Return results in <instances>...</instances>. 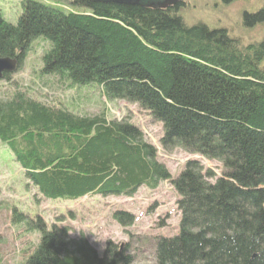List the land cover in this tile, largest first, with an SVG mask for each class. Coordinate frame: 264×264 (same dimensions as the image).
I'll list each match as a JSON object with an SVG mask.
<instances>
[{"label": "trees", "instance_id": "obj_1", "mask_svg": "<svg viewBox=\"0 0 264 264\" xmlns=\"http://www.w3.org/2000/svg\"><path fill=\"white\" fill-rule=\"evenodd\" d=\"M184 4L24 0L17 25L0 13V58L16 59L20 69L32 41L43 38L50 45L44 75L73 87L97 85L108 102L137 105L162 125L165 152L219 163L222 176L192 160L174 179L139 127L104 112L47 105L18 88L0 98V142L47 200L133 198L142 187L169 183L180 232L156 239L157 264H264V42L242 48L224 29L189 26ZM243 17L248 29L264 25V5ZM113 216L125 226L135 222L123 211ZM12 223L41 234L23 264L137 259L129 245L109 242L100 254L84 235L16 209Z\"/></svg>", "mask_w": 264, "mask_h": 264}, {"label": "rangeland", "instance_id": "obj_2", "mask_svg": "<svg viewBox=\"0 0 264 264\" xmlns=\"http://www.w3.org/2000/svg\"><path fill=\"white\" fill-rule=\"evenodd\" d=\"M23 1L0 0V13L8 23L18 24ZM180 1L185 3L180 13L189 26L202 24L210 29H224L242 48L264 42V25L248 29L243 17L245 12H257L264 5L262 0L230 5L222 0ZM49 47L43 38L32 41L23 66L12 74L11 81H0V98L12 95L18 88L47 105L67 108L76 114L94 116L104 112L108 120H127L156 146L174 179L192 160L222 176L224 170L219 163L181 151L165 152L160 145L162 125L137 105L108 102L97 85L73 87L60 77L44 75L42 58ZM28 184L24 171L0 142V264H23L41 237L39 231L29 232L25 225L12 223L14 209L29 218L42 217L49 228L53 224L68 227L75 238L84 235L100 254L109 242L119 247L129 245L137 257L135 264H157L156 239L174 237L180 232L178 194L169 183H162L157 190L142 187L133 198L91 195L77 201L44 199ZM117 211L134 216V224L125 226L116 221L113 215Z\"/></svg>", "mask_w": 264, "mask_h": 264}, {"label": "water", "instance_id": "obj_3", "mask_svg": "<svg viewBox=\"0 0 264 264\" xmlns=\"http://www.w3.org/2000/svg\"><path fill=\"white\" fill-rule=\"evenodd\" d=\"M122 4L141 5L150 8L166 9L176 5L179 0H119ZM18 70V61L11 58H0V81L5 75L13 74Z\"/></svg>", "mask_w": 264, "mask_h": 264}, {"label": "bare ground", "instance_id": "obj_4", "mask_svg": "<svg viewBox=\"0 0 264 264\" xmlns=\"http://www.w3.org/2000/svg\"><path fill=\"white\" fill-rule=\"evenodd\" d=\"M180 1V0H179Z\"/></svg>", "mask_w": 264, "mask_h": 264}]
</instances>
